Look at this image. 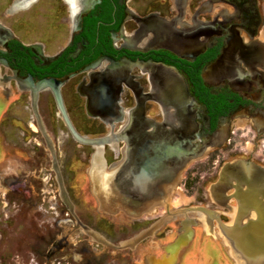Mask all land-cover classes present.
I'll return each instance as SVG.
<instances>
[{"label":"flooded vegetation","instance_id":"1","mask_svg":"<svg viewBox=\"0 0 264 264\" xmlns=\"http://www.w3.org/2000/svg\"><path fill=\"white\" fill-rule=\"evenodd\" d=\"M37 1L13 0L4 16ZM157 2L150 8L143 0L137 7L134 0H60L69 35L52 55L42 42H25L0 21L4 92L10 93L12 85L28 91L33 106L40 90H51L74 130L61 88L82 76L75 89L85 99L87 114L109 129L106 144L115 150L124 145L115 182L120 176L127 192L146 190L144 183L162 188L159 179L167 182L187 172L194 157L226 138L224 124L230 126L235 118L247 119L255 130L253 140L264 136V41L258 35L257 1ZM126 90L133 97L131 106L124 105ZM148 101L156 104L160 118L147 115ZM254 157L232 163L233 188L219 200L229 206L238 200L247 204L246 216L254 213L250 206L264 204V163ZM221 209L233 213L222 225L246 220L238 210ZM218 224L212 218V225Z\"/></svg>","mask_w":264,"mask_h":264},{"label":"rangeland","instance_id":"2","mask_svg":"<svg viewBox=\"0 0 264 264\" xmlns=\"http://www.w3.org/2000/svg\"><path fill=\"white\" fill-rule=\"evenodd\" d=\"M12 1H0V21L23 41H40L47 54H55L69 35L60 0H39L5 17ZM143 1L150 8L158 3ZM193 1L196 6L198 0ZM256 1L258 35L264 41V0ZM81 77L61 88L67 117L80 136L105 137L109 129L87 114L85 99L75 89ZM140 83L147 90L144 78ZM123 99L125 106L133 104L129 90ZM33 103L28 91L12 85L10 93L4 92L0 85V264H203L205 256V264H236L226 248L232 253V240L219 226L233 214L221 207L240 212L241 204L219 200L233 188L223 181V167L253 154L264 163V136L253 140L255 130L247 119L225 123L226 138L194 157L187 172L162 184L163 195L137 204L116 191L123 143L115 150L78 139L47 88ZM147 115L160 118L152 101ZM95 161L103 174L96 172ZM200 215L220 224L201 221Z\"/></svg>","mask_w":264,"mask_h":264},{"label":"water","instance_id":"3","mask_svg":"<svg viewBox=\"0 0 264 264\" xmlns=\"http://www.w3.org/2000/svg\"><path fill=\"white\" fill-rule=\"evenodd\" d=\"M74 131V130H73ZM75 136L86 142L91 143L97 146H103L108 141V136L101 138H85L80 136L74 131ZM236 169V166L233 164L231 166H227L223 173V181L229 183V172ZM236 171V170H235ZM116 180V177H115ZM161 182L158 184L162 186L164 183H171L174 180L173 177H170L167 182L164 179H159ZM231 182V181H230ZM117 183V182H116ZM136 185V184H135ZM139 185V184H137ZM141 187H146V190H138L136 192H127L123 187V181L119 176V181L116 185L117 195L126 201H130L132 203H146L150 199H154L159 195H163L162 188L159 187L155 189L148 188L151 183L140 184ZM154 185V184H153ZM151 185V186H153ZM148 189V190H147ZM162 191V192H161ZM126 196V197H125ZM241 204L240 214H242L243 218L246 217L245 214L249 212L245 211L247 204ZM254 213H256V217L252 220H235L234 223L228 225L224 228V233L228 237V240H232L231 250L234 254L233 257L237 259L238 262L247 261L248 264H264V204L262 203L260 207L250 206V208H254ZM249 207H247L248 209ZM257 209V211H256ZM245 216V217H244ZM240 262V263H241Z\"/></svg>","mask_w":264,"mask_h":264},{"label":"crops","instance_id":"4","mask_svg":"<svg viewBox=\"0 0 264 264\" xmlns=\"http://www.w3.org/2000/svg\"><path fill=\"white\" fill-rule=\"evenodd\" d=\"M209 216H210V215H208V217H209ZM203 217H204V216H203ZM204 218H205L206 220H209V223L212 224V223H211V219H212L211 216H210V219H207L206 217H204ZM219 227H220V230L224 231V228H225L226 226L220 224ZM226 248H227V250H228V253L231 255L232 259L234 260V262H235L236 264H248L247 261H242V262L240 261L241 263L238 262L237 259H235V258L233 257L234 254L231 253V252L229 251L228 247H226ZM230 249H231V248H230ZM206 260H207V257L205 256V257L203 258V260H202V261H203V264H205ZM252 263L255 264V262H252ZM187 264H191V263L189 262V263H187Z\"/></svg>","mask_w":264,"mask_h":264},{"label":"bare ground","instance_id":"5","mask_svg":"<svg viewBox=\"0 0 264 264\" xmlns=\"http://www.w3.org/2000/svg\"><path fill=\"white\" fill-rule=\"evenodd\" d=\"M95 163H96V165L98 166V168L99 169H97L96 170V172H99V170H100V172L99 173H101L102 172V174H103V169H102V166H101V164H100V162H98V161H95ZM93 174H95V173H93ZM101 175V174H100ZM93 176H95V175H93ZM96 177L99 179V177L96 175ZM95 178V177H94ZM96 178V179H97ZM105 180V179H104ZM102 181V180H101ZM101 183V182H100ZM204 215H200L199 217L200 218H198V219H200L201 221H203V219H205L204 217H203ZM209 223V222H208Z\"/></svg>","mask_w":264,"mask_h":264}]
</instances>
